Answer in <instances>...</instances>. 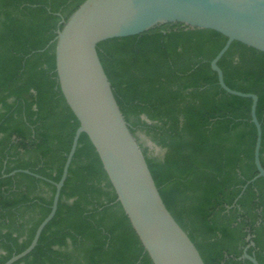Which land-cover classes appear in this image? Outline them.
I'll list each match as a JSON object with an SVG mask.
<instances>
[{"label":"trees","instance_id":"obj_1","mask_svg":"<svg viewBox=\"0 0 264 264\" xmlns=\"http://www.w3.org/2000/svg\"><path fill=\"white\" fill-rule=\"evenodd\" d=\"M86 0H0V264L29 247L49 215L79 122L59 87L55 47ZM222 34L167 24L103 41L98 57L167 210L204 264H264V179L254 164L252 100L218 84ZM225 85L257 96L264 169V53L233 42L218 62ZM29 171L33 175L14 171ZM39 176V178L35 177ZM14 264H152L85 134L57 211Z\"/></svg>","mask_w":264,"mask_h":264},{"label":"water","instance_id":"obj_2","mask_svg":"<svg viewBox=\"0 0 264 264\" xmlns=\"http://www.w3.org/2000/svg\"><path fill=\"white\" fill-rule=\"evenodd\" d=\"M167 24L216 31L227 42L211 61L218 84L229 95L252 100L251 121L256 128L254 164L260 163L261 126L256 118L257 96L233 91L218 62L233 42L264 53V0H86L58 32L55 47L60 91L79 122L60 181L55 184L51 211L37 228L29 247L4 264H14L37 246L45 226L57 211L60 192L81 134L94 147L102 167L152 264H204L195 245L167 210L143 151L130 132L97 54L99 43L143 34ZM148 146L156 147L149 141ZM33 175L29 171H14ZM39 178V176H35ZM242 259L258 264L243 254Z\"/></svg>","mask_w":264,"mask_h":264},{"label":"rangeland","instance_id":"obj_3","mask_svg":"<svg viewBox=\"0 0 264 264\" xmlns=\"http://www.w3.org/2000/svg\"><path fill=\"white\" fill-rule=\"evenodd\" d=\"M136 139L140 145H143L144 147H147L149 149V152L152 156L161 158L164 155V150L161 148H156V147H149L148 142L151 141L149 138H147L143 133H137L136 134Z\"/></svg>","mask_w":264,"mask_h":264}]
</instances>
